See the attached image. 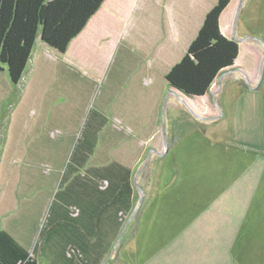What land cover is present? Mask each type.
<instances>
[{
  "label": "crops",
  "instance_id": "0c3cea01",
  "mask_svg": "<svg viewBox=\"0 0 264 264\" xmlns=\"http://www.w3.org/2000/svg\"><path fill=\"white\" fill-rule=\"evenodd\" d=\"M178 1L181 3L175 4L173 8L168 6L167 14H172L171 17L155 8V5L150 6L152 19H156L158 9L164 16L163 20L167 19L170 23L165 36L167 40L168 35L167 42L171 43L167 51L179 45L187 28L193 31L191 42L206 13L217 2ZM226 13L223 19L226 18ZM140 18H144L143 12L140 13ZM110 19L109 15L91 18L65 52L39 38L20 83L15 84L10 80L6 66L0 69V87L5 89L0 90V100L2 105L9 104L7 113L0 112V123L5 118L9 120L6 133L0 130V224L32 253L33 241L38 236V264L41 261L46 264H71L73 259L66 253L70 245L84 253V261L73 257L76 264L108 262L107 258L111 256L114 247V244L111 246V235L118 229L120 232L123 227L122 214L127 213L128 217L132 213L129 208L132 207L134 193H128L127 199L126 194L120 190L125 189L130 180L136 185L135 176L140 171V162L131 166L108 154L106 159L97 162L101 140L110 128L113 129L110 127L111 113L96 105V101L92 99L94 79L89 74L91 83L88 79L87 84L82 82L74 67L76 62L70 58L72 52L76 53V48L81 49L83 43H90L95 35L94 30ZM169 32L173 35H169ZM190 42L185 43L179 54L185 48L187 50ZM151 55L159 57L162 52L142 53L143 59ZM237 62L236 60L221 78L233 71ZM171 66L165 67V79ZM140 73H136L140 78L134 76L133 88L135 95L140 94L141 97L143 78ZM166 82L169 87L167 79ZM51 83H54L51 92L53 91V98L57 99L56 104L51 101L50 95L47 96V90L43 92V88ZM222 86L221 82L220 90ZM147 97L150 101L163 103L160 94L155 96L149 93ZM181 98L184 99V108L195 103V100L187 101L170 90L166 107L164 104L166 111L172 103L177 105ZM90 100L94 102L90 104ZM166 111L164 110V116ZM76 113L80 118L75 116ZM83 119L85 127L79 133V125ZM114 133L113 139L120 143L121 132L114 128ZM187 133H183L181 139L179 137L172 145L167 143L169 147L162 151L150 147L163 163L169 159L167 173L171 178L167 176L165 179L164 172L159 167V175L163 180L159 179L161 183L157 194L152 198V209L143 216V223L139 224L141 227L136 233L134 264H248L249 261L245 260L248 250L245 251L240 246V237L246 234L242 224L245 214L241 213V204L245 202L239 195L242 183L237 185L233 180L230 183L227 177L226 182L222 179L225 176L220 161L215 167L218 159L216 145L208 157L212 165H202L201 157H198L202 151L194 150L201 144L191 143L189 149L188 144L183 141ZM175 136L177 135H172L168 142ZM226 146L232 149V153L237 149L235 154L240 155L239 148L228 143ZM147 156L150 157V153ZM144 168L145 166L142 169ZM175 172L177 178H174ZM207 172L222 180L215 182L213 178L207 179L203 175ZM178 177L186 181L195 180L194 189L191 190L194 193L192 199L189 197V188L175 186ZM201 180L203 183L209 182V185L203 186L202 183L199 187ZM245 182L246 187L244 182L243 186L246 190L254 187L252 183ZM116 196L117 202L98 215L104 204L111 203V199ZM7 219H20L22 231L6 228L3 220ZM33 220L38 226L39 221L45 220L40 233L37 231L38 226H34L35 223L30 224ZM61 222L80 225L86 236H82L71 225H61ZM108 251V254L104 253Z\"/></svg>",
  "mask_w": 264,
  "mask_h": 264
},
{
  "label": "rangeland",
  "instance_id": "374dc122",
  "mask_svg": "<svg viewBox=\"0 0 264 264\" xmlns=\"http://www.w3.org/2000/svg\"><path fill=\"white\" fill-rule=\"evenodd\" d=\"M178 3L181 1L122 0L118 11L113 12L111 8L108 12L110 21L103 22L105 25L94 30L95 35L92 39L90 36V43L88 45L83 43L81 49L76 48V53L72 52L71 57L69 56L76 62L74 67L82 82L87 84L89 74L94 79L92 99L96 101V105L111 113L110 127L113 129L110 128L101 140L97 162L106 159L107 154L131 166L140 162V171L136 173L138 174L136 185L144 190L142 203L136 212L131 211L130 216L127 217V213L122 214V222L127 225L123 236L117 241L119 229L118 232H113L111 235L113 252L107 258L108 262L101 261L100 264L135 263L136 233L143 223V216L152 209V198L157 194L161 183L159 179L163 180L159 175V167L162 168L165 179L170 175L167 173L169 159L163 163L150 147L162 151L169 147L167 143L172 135H177L174 139L178 140L187 131L183 141L188 144L189 149L191 143L201 144L194 150L202 151L201 156H198L201 157L202 165L203 163L212 165L208 157L216 145L218 159L215 167L220 161L225 176L222 179L226 182L227 177L230 183L232 180L237 182V185L242 183L239 195L245 202L241 204V207L243 206L241 213L245 214L242 224L246 234L240 237V246L245 251L248 250L245 259L249 261L248 264L252 261L253 264H264V0H234L228 8L226 20L222 24L223 31L230 36L233 35L241 44L234 70L222 78L220 75L205 98H198L195 103L187 105L186 109L181 100L176 103L177 105L172 103L166 111L164 104L166 107L170 88L166 84L165 67L169 68L182 56L186 48L181 54L179 53L185 43L190 42L193 32L187 28L179 45L167 51L171 43L167 42L168 35L167 40L165 36L170 23L167 19L163 20L164 16L159 10L166 15L168 6L173 8ZM153 5L159 9H156V19H152L151 16L150 6L154 7ZM141 12L144 18L139 19ZM167 15L171 17L172 14ZM146 16H148L147 20ZM169 35L173 34L169 32ZM153 51L162 52V55L159 57L151 55L143 59L142 53ZM138 71L143 78L140 86L141 97L140 94L135 95L136 91L133 88L134 76L140 78L136 75ZM221 82L222 90H220ZM53 84L43 88V92L47 90V93L49 92L47 96L50 95L51 101L56 104L57 99L53 98V91L51 92ZM58 84L57 82L56 87ZM149 93L155 96L160 94L163 103L150 101L147 97ZM94 101L90 100L89 103L92 104ZM1 102L0 100V112L7 113L9 104L2 105ZM76 115L80 118L79 114ZM79 126L81 133L85 127V119ZM114 128L121 132L120 143H116L113 139ZM227 143L239 148L240 155L236 156L237 149L232 153V149L226 146ZM149 153L150 157H146ZM144 166L145 168L142 169ZM172 172L171 167L170 173ZM203 175L207 179L213 178L215 182L222 180L209 172ZM174 176L177 178V174ZM194 181V179L186 181L178 177L175 186L189 188V197L192 199L194 193H191V190L194 189ZM245 181L252 183L254 187L246 190ZM202 183L203 180L200 181L199 187ZM207 185L209 182L203 183V186ZM244 190L246 192L243 195ZM75 211L77 212L76 209ZM20 222V219L3 220L6 228L18 232L22 231ZM30 224L38 226L34 220L30 221ZM44 224L45 220L39 221L37 229L39 233ZM39 242L37 236L31 247L35 255L39 254ZM71 249L70 245L66 252L68 256L73 253ZM104 253L108 254L109 251ZM80 254L83 256L84 253L81 251ZM40 264L46 262L41 261Z\"/></svg>",
  "mask_w": 264,
  "mask_h": 264
},
{
  "label": "trees",
  "instance_id": "16d2710c",
  "mask_svg": "<svg viewBox=\"0 0 264 264\" xmlns=\"http://www.w3.org/2000/svg\"><path fill=\"white\" fill-rule=\"evenodd\" d=\"M121 1L0 0V69L6 66L10 80L15 84L20 83L39 38L65 52L73 38L81 33L91 18L108 16L111 8L113 12L118 11ZM233 2L234 0H217L206 13L184 55L166 73L171 89L187 101L198 100L210 93L219 76L233 66L239 57L240 42L233 35L226 34L222 26L226 20L222 17ZM8 123V118L1 121V132L6 133ZM174 142L175 139H172L169 144L172 145ZM125 187L120 191L126 194L127 199L128 193H134L132 207L129 208L133 212L139 200V190L132 180L128 181ZM116 202L117 196L111 199V203H105L98 211V215ZM125 203L127 206L128 202ZM60 224L71 225L82 236H86L78 224L70 222ZM71 248L73 250L70 255L73 259L71 264H76L74 256L84 261L80 254L81 250L74 246ZM0 264H38L36 255L17 242L1 224Z\"/></svg>",
  "mask_w": 264,
  "mask_h": 264
},
{
  "label": "water",
  "instance_id": "95a60500",
  "mask_svg": "<svg viewBox=\"0 0 264 264\" xmlns=\"http://www.w3.org/2000/svg\"><path fill=\"white\" fill-rule=\"evenodd\" d=\"M234 30H235V26H234ZM169 88H170L171 91H173V90L171 89V86H170V85H169ZM181 100L184 101L183 98H181ZM137 177H138V174H136V176H135V181L137 180ZM137 186H138V188H139L140 195H139V200H138V202H137V205H136V207H135V209H134V212H136V210L138 209V207L141 205L142 200H143V196H144V190H143V188H142L141 186H139V185H137ZM126 226H127V225H125V227H124L123 230L121 231V233H120V235H119L117 241H119V240L122 238L123 233H124V231H125V229H126ZM117 243H118V242H117ZM115 246H117V244H116Z\"/></svg>",
  "mask_w": 264,
  "mask_h": 264
}]
</instances>
